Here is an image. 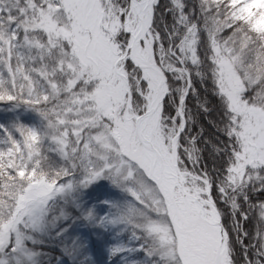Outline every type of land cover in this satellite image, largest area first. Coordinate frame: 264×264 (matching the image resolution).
I'll list each match as a JSON object with an SVG mask.
<instances>
[{"label": "snow or ice", "instance_id": "1", "mask_svg": "<svg viewBox=\"0 0 264 264\" xmlns=\"http://www.w3.org/2000/svg\"><path fill=\"white\" fill-rule=\"evenodd\" d=\"M0 103V264H264V0H0Z\"/></svg>", "mask_w": 264, "mask_h": 264}, {"label": "trees", "instance_id": "2", "mask_svg": "<svg viewBox=\"0 0 264 264\" xmlns=\"http://www.w3.org/2000/svg\"><path fill=\"white\" fill-rule=\"evenodd\" d=\"M198 87L201 92V97L210 99V102H209L210 111L207 114H201L198 116V119L196 120V127H195V130L193 131V134H195L201 128L203 129L204 139L209 141V144L207 145L206 150L204 151L203 154L205 157V161L208 164V167L211 168L213 166L212 155H211V144L218 137V133H217L215 125L218 123L219 115H218V112L216 111L215 100L211 95L210 87H209L208 92H205L206 86L199 85ZM194 102H195L194 100L190 101L189 105L193 104ZM11 115L12 114L6 110L5 105L3 103H0V120H2L3 122H7L8 120H10ZM220 138L222 139V137ZM200 147L205 148V145L201 143ZM256 193L252 194V202L259 203L260 201H264L263 200L264 193H260V192H256ZM243 207L245 211H249L247 204H245ZM248 214L251 220H255L256 213L254 211H249ZM251 220L249 219V221L247 222L243 220L240 221L241 224L244 225L245 229L249 231L250 233L253 232L255 228V221H251Z\"/></svg>", "mask_w": 264, "mask_h": 264}, {"label": "rangeland", "instance_id": "3", "mask_svg": "<svg viewBox=\"0 0 264 264\" xmlns=\"http://www.w3.org/2000/svg\"><path fill=\"white\" fill-rule=\"evenodd\" d=\"M103 182L104 181H99L97 185H94L93 188L89 190L88 198L94 203L95 202L102 203L106 198L111 197L114 193V189L111 188L110 184L107 181L105 182L108 185V189L106 191L102 190L101 186ZM92 191H94L93 194L90 193ZM90 233H91V229L84 224L77 223L73 227V234H86L87 235ZM91 240H92L93 258L99 263V261H101L103 257L102 248L99 247L101 246V244L99 241H97L94 234H92ZM43 251L47 253V256L45 257L46 260L51 261V264H57V259L60 258L61 256L60 245L49 244L43 249ZM54 258H57V259H54ZM99 264H102V263H99Z\"/></svg>", "mask_w": 264, "mask_h": 264}, {"label": "bare ground", "instance_id": "4", "mask_svg": "<svg viewBox=\"0 0 264 264\" xmlns=\"http://www.w3.org/2000/svg\"><path fill=\"white\" fill-rule=\"evenodd\" d=\"M203 98H205V97H203ZM207 100L210 102V99H209V98H207ZM194 105H195V102H194L193 104L189 105V107L192 108L193 111L195 112V107H194ZM209 109H210V107H209ZM202 114H203V113H202ZM199 115H201V114H199ZM199 115H197L196 120L198 119V116H199ZM200 122H201V121H200ZM200 122H198V123H200ZM194 133H195V132H194ZM193 135H195V134H193ZM250 220H251V218H250Z\"/></svg>", "mask_w": 264, "mask_h": 264}]
</instances>
